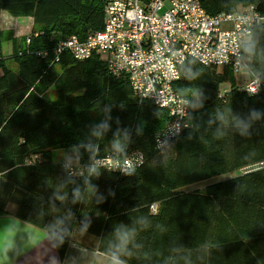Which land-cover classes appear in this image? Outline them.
Segmentation results:
<instances>
[{
	"label": "trees",
	"instance_id": "16d2710c",
	"mask_svg": "<svg viewBox=\"0 0 264 264\" xmlns=\"http://www.w3.org/2000/svg\"><path fill=\"white\" fill-rule=\"evenodd\" d=\"M107 1L0 0V12L33 23L9 59L0 31V217L45 232L61 258L80 230L125 264H164L186 251L212 258L219 249L226 259L242 252L228 264H264V167L252 169L264 163V23L243 50L261 90L247 94L230 70L187 61L174 89L189 101V128L160 142L166 110L139 102L100 55L57 53L66 39L102 30ZM199 2L211 16L251 5L264 16V0ZM112 144L119 158L141 154V165L128 175L90 170ZM56 150L75 151L85 174L69 176L52 161ZM220 176L228 178L184 190Z\"/></svg>",
	"mask_w": 264,
	"mask_h": 264
},
{
	"label": "built area",
	"instance_id": "2783aa9c",
	"mask_svg": "<svg viewBox=\"0 0 264 264\" xmlns=\"http://www.w3.org/2000/svg\"><path fill=\"white\" fill-rule=\"evenodd\" d=\"M264 23L255 6L240 12L207 14L199 0H108L102 30L83 40L72 36L57 46L74 60L100 55L112 76L127 78L134 97L169 114L170 123L157 140L174 138L189 128V101L174 89L180 69L189 60L205 68L247 70L244 46L255 27ZM239 90L255 95L261 90L257 77H249ZM225 94L227 90L221 89ZM142 163L139 153L119 158L117 152L90 167L128 175ZM71 177L85 174L76 164H65ZM264 167V163L258 165ZM153 208V207H152Z\"/></svg>",
	"mask_w": 264,
	"mask_h": 264
},
{
	"label": "crops",
	"instance_id": "0c3cea01",
	"mask_svg": "<svg viewBox=\"0 0 264 264\" xmlns=\"http://www.w3.org/2000/svg\"><path fill=\"white\" fill-rule=\"evenodd\" d=\"M215 254L212 258H205L200 253V257L195 258L191 252L180 255L174 252L168 255L164 264H228L239 259L242 252L235 259H226L222 249ZM157 256L166 258L161 254ZM0 264H114V258L99 253L98 238L80 230L73 231L70 244L61 258L45 232L13 216H3L0 217Z\"/></svg>",
	"mask_w": 264,
	"mask_h": 264
},
{
	"label": "rangeland",
	"instance_id": "374dc122",
	"mask_svg": "<svg viewBox=\"0 0 264 264\" xmlns=\"http://www.w3.org/2000/svg\"><path fill=\"white\" fill-rule=\"evenodd\" d=\"M0 31L3 33V42H2V53L3 56L7 59L10 58V55L12 53V47H13V41H17L19 45H21L22 42L27 41V38L31 34V31L33 29V23L30 18L22 17V18H14L10 16L6 12H0ZM4 15V16H3ZM8 66L11 68H14V65L10 60L7 61ZM220 72L221 69H218ZM237 86L240 87L243 85V83L248 80L249 73L248 70L244 69L242 72L238 74H233ZM225 89H229V85L225 84ZM50 97L54 98V90H50ZM111 152L109 154H115L117 152V147L115 144H112L110 146ZM52 161L54 163H64V164H70L75 166L78 164L77 156L75 154V151L70 150H56L52 152ZM258 166L253 167L252 169H256ZM228 178V176H220L217 178H214L209 181H204L197 184H192L190 186H187L184 190H203L207 185L224 181Z\"/></svg>",
	"mask_w": 264,
	"mask_h": 264
},
{
	"label": "clouds",
	"instance_id": "9594fccd",
	"mask_svg": "<svg viewBox=\"0 0 264 264\" xmlns=\"http://www.w3.org/2000/svg\"><path fill=\"white\" fill-rule=\"evenodd\" d=\"M120 239L122 244H126L128 240L127 234L126 233L120 234ZM114 264H123V261H120L114 257Z\"/></svg>",
	"mask_w": 264,
	"mask_h": 264
},
{
	"label": "bare ground",
	"instance_id": "6f19581e",
	"mask_svg": "<svg viewBox=\"0 0 264 264\" xmlns=\"http://www.w3.org/2000/svg\"><path fill=\"white\" fill-rule=\"evenodd\" d=\"M192 62V61H191Z\"/></svg>",
	"mask_w": 264,
	"mask_h": 264
}]
</instances>
